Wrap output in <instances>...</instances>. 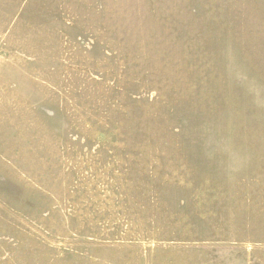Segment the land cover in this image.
I'll return each instance as SVG.
<instances>
[{"label":"rangeland","instance_id":"obj_1","mask_svg":"<svg viewBox=\"0 0 264 264\" xmlns=\"http://www.w3.org/2000/svg\"><path fill=\"white\" fill-rule=\"evenodd\" d=\"M0 264H264V0H0Z\"/></svg>","mask_w":264,"mask_h":264}]
</instances>
